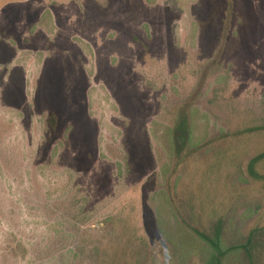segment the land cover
Here are the masks:
<instances>
[{"label":"rangeland","instance_id":"374dc122","mask_svg":"<svg viewBox=\"0 0 264 264\" xmlns=\"http://www.w3.org/2000/svg\"><path fill=\"white\" fill-rule=\"evenodd\" d=\"M189 98L235 137L179 165V198L205 228L226 206L231 243L264 226L247 170L264 150V0H0V264H201L155 225L160 203L164 229L180 223L159 195L163 134Z\"/></svg>","mask_w":264,"mask_h":264},{"label":"trees","instance_id":"16d2710c","mask_svg":"<svg viewBox=\"0 0 264 264\" xmlns=\"http://www.w3.org/2000/svg\"><path fill=\"white\" fill-rule=\"evenodd\" d=\"M198 114L190 98L179 102L171 124L165 128L163 136L170 164L163 179L164 188L159 190L161 191L159 195L172 213V217L177 216L180 223L176 222V225L165 230L167 223L163 220L164 208L160 203L155 209V225L159 231L174 237L175 241L170 242L174 247L182 249L183 261L187 260L191 251H195L200 257L201 264H262L264 263V226H255L243 238L228 243L224 227L227 218L223 210L226 206H222L214 213L208 228H205L201 221L197 225L191 223L183 211L182 201L179 198L182 179L178 173L179 165H184L194 155L203 159L220 157L221 154L218 153L223 150L230 138L235 137L225 131L210 134L204 122H199ZM52 118L53 115L50 117V122ZM263 158L264 150L248 161L247 170L253 178H264L258 176L254 169L255 163Z\"/></svg>","mask_w":264,"mask_h":264}]
</instances>
